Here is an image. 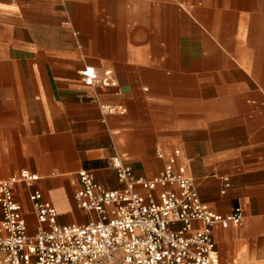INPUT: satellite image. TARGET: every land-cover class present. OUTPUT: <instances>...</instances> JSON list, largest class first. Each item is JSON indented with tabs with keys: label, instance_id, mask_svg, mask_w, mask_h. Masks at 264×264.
Here are the masks:
<instances>
[{
	"label": "crops",
	"instance_id": "1",
	"mask_svg": "<svg viewBox=\"0 0 264 264\" xmlns=\"http://www.w3.org/2000/svg\"><path fill=\"white\" fill-rule=\"evenodd\" d=\"M232 7L230 0H0V179L21 169L40 175L33 187L16 188L29 231L38 224L30 191L54 204L61 224L85 223L96 214L75 201L80 170L120 189L113 155L154 179L167 161L157 149L179 148L203 202L222 214L244 209L242 225L214 229L221 264H264V46L256 78L239 59L249 49L233 46ZM223 31L234 59L218 42ZM86 65L100 75L111 70L116 84L86 85ZM238 68L254 79L235 82ZM102 103L127 111L106 115ZM248 103L261 105L247 128L258 139L245 154L219 150L218 130ZM224 176L231 187L223 194Z\"/></svg>",
	"mask_w": 264,
	"mask_h": 264
},
{
	"label": "built area",
	"instance_id": "2",
	"mask_svg": "<svg viewBox=\"0 0 264 264\" xmlns=\"http://www.w3.org/2000/svg\"><path fill=\"white\" fill-rule=\"evenodd\" d=\"M80 74L89 86L116 84L111 70L100 75L86 65ZM101 109L106 115L127 111L122 104L102 103ZM157 155L167 161L154 179L137 176L121 155H113L111 166L124 184L120 189H108L90 171L80 170L75 201L96 214L85 223L61 224L54 204L40 191H30L38 223L33 233L16 188L33 187L40 175L21 169L0 179V264H221L214 229L242 225L243 207L228 214L214 211L201 200L188 165L179 161V148L168 155L157 149ZM230 187L224 176L221 192Z\"/></svg>",
	"mask_w": 264,
	"mask_h": 264
},
{
	"label": "rangeland",
	"instance_id": "3",
	"mask_svg": "<svg viewBox=\"0 0 264 264\" xmlns=\"http://www.w3.org/2000/svg\"><path fill=\"white\" fill-rule=\"evenodd\" d=\"M215 1L218 5H221L229 0ZM230 1L233 4L232 10L234 15L232 16L234 27V39L232 40L233 46L235 50L239 52L242 48L249 49V54L244 57L239 56V59L243 60V63L248 67L251 75L258 78L261 69V50L264 46V0ZM222 21L223 27H225L226 21L231 22V19L228 17V20L224 18ZM218 42L226 54H228L233 59L236 58L233 55L236 53V51L232 49V46L228 49L226 48L228 47L226 46L227 43L230 41L226 38L225 31H223L222 34H219ZM237 70L240 72L236 73L233 70L235 82L246 83L254 79L253 76H251L245 70L241 68H238ZM250 85L253 84L250 83ZM260 106V104L258 105L256 103H248L243 105L241 110H239L237 113H234L235 119L228 120V124L230 125L229 128L226 130H218V134L214 137L216 147L219 150L233 147L236 150H239L241 154H245L242 153V151L248 150L251 140L258 139L257 136H248L247 128L253 127L257 124L255 117L258 113L262 112V110L259 109ZM219 126H222L221 122H219ZM183 154L186 155V158L188 157V153H183L181 151V156ZM188 161L191 163V158H188ZM33 232V230L30 231V233Z\"/></svg>",
	"mask_w": 264,
	"mask_h": 264
}]
</instances>
